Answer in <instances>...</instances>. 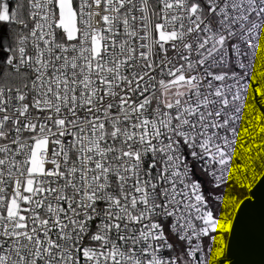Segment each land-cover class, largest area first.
Listing matches in <instances>:
<instances>
[{
  "label": "snow or ice",
  "instance_id": "obj_1",
  "mask_svg": "<svg viewBox=\"0 0 264 264\" xmlns=\"http://www.w3.org/2000/svg\"><path fill=\"white\" fill-rule=\"evenodd\" d=\"M0 264H264V0H0Z\"/></svg>",
  "mask_w": 264,
  "mask_h": 264
},
{
  "label": "trees",
  "instance_id": "obj_2",
  "mask_svg": "<svg viewBox=\"0 0 264 264\" xmlns=\"http://www.w3.org/2000/svg\"><path fill=\"white\" fill-rule=\"evenodd\" d=\"M15 5V1L13 0V6Z\"/></svg>",
  "mask_w": 264,
  "mask_h": 264
},
{
  "label": "rangeland",
  "instance_id": "obj_3",
  "mask_svg": "<svg viewBox=\"0 0 264 264\" xmlns=\"http://www.w3.org/2000/svg\"><path fill=\"white\" fill-rule=\"evenodd\" d=\"M15 1V0H14Z\"/></svg>",
  "mask_w": 264,
  "mask_h": 264
}]
</instances>
